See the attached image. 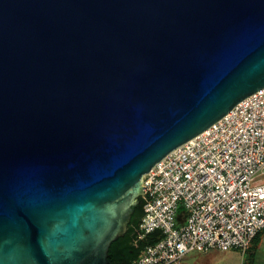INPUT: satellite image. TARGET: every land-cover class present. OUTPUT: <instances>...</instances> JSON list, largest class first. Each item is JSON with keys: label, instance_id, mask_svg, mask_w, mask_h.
<instances>
[{"label": "water", "instance_id": "water-1", "mask_svg": "<svg viewBox=\"0 0 264 264\" xmlns=\"http://www.w3.org/2000/svg\"><path fill=\"white\" fill-rule=\"evenodd\" d=\"M264 89V0H0V264H109L170 153Z\"/></svg>", "mask_w": 264, "mask_h": 264}, {"label": "built area", "instance_id": "built-area-1", "mask_svg": "<svg viewBox=\"0 0 264 264\" xmlns=\"http://www.w3.org/2000/svg\"><path fill=\"white\" fill-rule=\"evenodd\" d=\"M142 199L141 238L162 236L131 264L247 254L264 231V89L158 163L143 179Z\"/></svg>", "mask_w": 264, "mask_h": 264}, {"label": "trees", "instance_id": "trees-1", "mask_svg": "<svg viewBox=\"0 0 264 264\" xmlns=\"http://www.w3.org/2000/svg\"><path fill=\"white\" fill-rule=\"evenodd\" d=\"M144 216V201L141 198L140 204L136 208L131 222L127 227V232L117 242L113 243L109 252V264H131L136 260L143 250L159 241L162 234L161 232H154L150 235L141 238L139 227ZM264 231L257 236L251 252V257H254V251ZM250 257V258H251ZM249 260V259H248Z\"/></svg>", "mask_w": 264, "mask_h": 264}, {"label": "rangeland", "instance_id": "rangeland-1", "mask_svg": "<svg viewBox=\"0 0 264 264\" xmlns=\"http://www.w3.org/2000/svg\"><path fill=\"white\" fill-rule=\"evenodd\" d=\"M251 254H243L240 251H229L227 253H222L214 251L211 253L199 254L192 253L188 255L183 261L182 264H242L243 260L249 262ZM264 258V233L261 236L258 246L255 248L254 257H251L252 260H257V263H261Z\"/></svg>", "mask_w": 264, "mask_h": 264}, {"label": "crops", "instance_id": "crops-1", "mask_svg": "<svg viewBox=\"0 0 264 264\" xmlns=\"http://www.w3.org/2000/svg\"><path fill=\"white\" fill-rule=\"evenodd\" d=\"M259 244V243H258ZM258 246V245H257ZM256 246V247H257ZM250 254H251V252H250ZM262 262L261 263H257V260H252L251 258L249 259V263L250 264H264V258L261 260Z\"/></svg>", "mask_w": 264, "mask_h": 264}]
</instances>
